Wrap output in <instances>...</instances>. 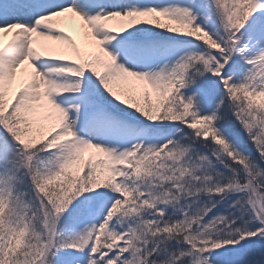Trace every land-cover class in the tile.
Returning <instances> with one entry per match:
<instances>
[{
	"label": "snow or ice",
	"instance_id": "obj_1",
	"mask_svg": "<svg viewBox=\"0 0 264 264\" xmlns=\"http://www.w3.org/2000/svg\"><path fill=\"white\" fill-rule=\"evenodd\" d=\"M0 264H264V0H0Z\"/></svg>",
	"mask_w": 264,
	"mask_h": 264
}]
</instances>
